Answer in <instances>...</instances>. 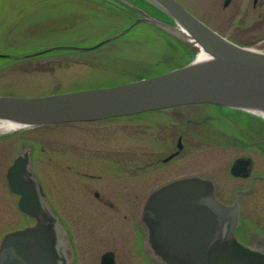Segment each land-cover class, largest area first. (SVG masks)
I'll list each match as a JSON object with an SVG mask.
<instances>
[{
	"label": "rangeland",
	"instance_id": "1",
	"mask_svg": "<svg viewBox=\"0 0 264 264\" xmlns=\"http://www.w3.org/2000/svg\"><path fill=\"white\" fill-rule=\"evenodd\" d=\"M178 1L228 39L264 49V0L256 5L253 0H232L227 6L224 0ZM121 10L101 0H0V53L8 55L0 57V95L40 96L107 86L176 67L183 55L173 52L179 49L177 41L164 42L157 29L146 25L98 47L78 49L96 45L129 24L135 15H122ZM157 42L166 46L158 47ZM50 47L61 48L35 54ZM210 112H215L211 106L200 105L0 131V238L32 221L18 209L17 195L8 190L5 179L7 167L25 147L30 148L33 171L63 229L70 264H98L115 240H127L125 251L135 264H159L150 257L145 263L142 248L134 243L147 193L169 180L195 174L211 179L218 198L230 203L233 190L245 184L229 173L234 159L250 156L254 169H262L264 158L254 146L264 141L261 116L211 121ZM179 133L184 147L164 163ZM150 162L153 165L145 167ZM142 165L148 170L147 180L141 169H133ZM138 176L147 181L146 194L126 200L133 192L122 187ZM238 198L243 223L238 235L251 246H263L264 181L256 180Z\"/></svg>",
	"mask_w": 264,
	"mask_h": 264
},
{
	"label": "water",
	"instance_id": "2",
	"mask_svg": "<svg viewBox=\"0 0 264 264\" xmlns=\"http://www.w3.org/2000/svg\"><path fill=\"white\" fill-rule=\"evenodd\" d=\"M150 1L192 36L191 46L198 52L188 63L110 86L43 96L0 95V119L19 128H30L195 103L241 110L264 108V52L231 41L177 0ZM136 10L141 11L137 7ZM143 15L115 36L141 21L168 30L177 29ZM112 38L78 49H91ZM199 52L208 55L201 62L195 59ZM4 56L0 53V57ZM249 164L250 158H237L230 172L245 176ZM5 178L8 189L18 195L19 210L32 222L1 236L0 264H70L68 242L32 169L29 149L23 148L13 159ZM250 187L234 191L231 204L220 201L212 180L202 176L181 177L152 190L139 214L146 230L149 257L159 264H264V245L251 246L237 235L240 226L237 193ZM109 257V253L104 254L102 264H113Z\"/></svg>",
	"mask_w": 264,
	"mask_h": 264
},
{
	"label": "flooded vegetation",
	"instance_id": "3",
	"mask_svg": "<svg viewBox=\"0 0 264 264\" xmlns=\"http://www.w3.org/2000/svg\"><path fill=\"white\" fill-rule=\"evenodd\" d=\"M224 1H223V5H224ZM231 1L232 0H228V3H230ZM257 2H258V0L256 2H254V0H253V5H256ZM121 9H122L121 10L122 13L125 12V11H127L125 9V7H121ZM200 105L201 106H211L212 109L215 111V112H210L212 116L209 115V118L207 117L211 121H212L213 118H216L215 120H220L222 118H226L228 116H231L228 109L223 108V107H220V106H216V105H209V104H189V105H184V106H178V107H173V108H169V109H164V110L159 111V112H165L166 113V112H169L170 109L189 108V107L200 106ZM175 140H176V142H175V147H174L173 151L170 152V154L167 157H165V158L162 159V161L164 163L165 162H169L173 158H175L176 156H178L179 153L182 151V149L184 147L183 134H181V133L177 134V137H176ZM263 143H264L263 140H259L258 143L255 144L254 146L259 149V151L262 154V157L264 158V144ZM153 163L154 162L147 163L145 167H148L149 164L153 165ZM262 165H263L261 167L262 169H260V170L254 169L253 159H252V162L250 164V168H249L248 175L247 176H242V177H237V178L242 179V181L245 182V184H244L245 186L241 184L237 188L238 189H242V190L243 189H246L248 187L250 181H251V178H252V188H253L256 180H262V181H264V163ZM145 167H144V165H142V166H136L133 169H141L144 172V175H146V173H147L148 170H144ZM144 178H146V180H147L148 179V174L146 176H144ZM130 179L132 180V182L131 183H128V184H126V185H124L122 187V189L125 192H126V188L128 190H132V192H133L131 198L125 197L126 200H139V198L143 199L144 198V195L146 194L145 192L147 190V186H145V183L147 181L145 179L143 180L142 177H139V176L138 177H130ZM141 179H142V182H141ZM133 184L135 186L133 188H130V185H133ZM147 194L145 195V197L147 196ZM94 195L96 197H98V198L100 197L99 196L100 195L99 192H96L95 191L94 192ZM100 200H102V202L104 204H107L108 203V200H104L103 198H100ZM93 203H95V202L93 201ZM109 204L111 206L112 203H109ZM134 221L137 222L136 218H135ZM99 235H101V234H99ZM124 237L128 239V236L127 235L124 236ZM133 237H134V243L136 245H139L142 248V250H143L142 252H144V253H142V257H141L142 260L145 263H148L149 258H148L147 248H146V230H145V228H143V226L141 224H137V223L135 224V229H134ZM97 238L103 239V237H97ZM126 242H127V240H125L123 242L120 241V240L119 241L115 240L114 243H112L113 246L110 249L105 250L100 255V259H99V263L98 264H102V257L106 253H109L110 254V257L109 258L111 259V261L113 262V264H135L134 263V260L133 259H130L128 257V255H127L128 253L125 251Z\"/></svg>",
	"mask_w": 264,
	"mask_h": 264
},
{
	"label": "bare ground",
	"instance_id": "4",
	"mask_svg": "<svg viewBox=\"0 0 264 264\" xmlns=\"http://www.w3.org/2000/svg\"><path fill=\"white\" fill-rule=\"evenodd\" d=\"M137 1L139 3H141L142 7L140 5H138V4H135L133 2H130V1L126 0L125 9L127 11H125L124 13L120 12V14H122V15H125L126 12H129L130 14H134L135 15V17L133 18V20H131L129 22V24H127L124 28H126L128 25H130V23H132L135 20L136 17L137 18L145 17L143 15V13H144V14L148 15L150 18L152 17L154 19L160 20V21L164 22L165 24H168L171 27H175L177 29H169L168 30L166 28H162V27H159L157 25H154V24H151V23H147V22L141 21V22H138L133 27H131L129 30L125 31L124 33L115 36L116 34H118L119 32H121L124 28L121 29L114 36H112L113 38H117V37H120L122 35H129L134 28H136V27L141 28L142 25H146V26H148L150 28L157 29L158 32H159V33H157V35H161L162 36V40L164 42H167L169 40H175V41H178L179 42V46L189 45V47L193 50V53L194 54H196V52H198V49L197 48L191 46L193 39H192V36L190 35V33L187 31V29H185L181 24H178L177 22H175L173 18H171L166 12H163L162 10H160L150 0H137ZM136 7L139 8L141 11L140 12L137 11L136 10ZM156 39H153V41L156 40ZM162 44L160 42L159 43L158 42L156 43V45L158 47L163 48L162 47ZM164 46H166V44H164ZM242 46H245V45H242ZM245 47H247V48H249L251 50L258 51V52H262V53L264 52V49L263 48H260L259 46L246 45ZM140 55H141V53L139 52L138 56H140ZM134 56H137V55L134 54ZM207 56H208L207 54H203V53L201 54V52H199L197 54V56H196L195 59L198 62H201V60H204V57H207ZM194 57L195 56H193V58ZM139 59L140 60H144V59H141V58H139ZM139 77H140V75H139ZM136 79H138L137 76L134 77L133 80H136ZM124 80L127 82V79H124ZM228 109L231 110L235 115H239V116L241 115V117L248 118V119L249 118L255 119V116H253V114H255V113L256 114H259L261 116V118H262V121H264V108H262V109L250 108V109H247V110H241V109H238V108H229L228 107ZM17 128H19V127L17 125H15V124H12L10 121L0 119V131L7 132V131H10V130H15Z\"/></svg>",
	"mask_w": 264,
	"mask_h": 264
},
{
	"label": "trees",
	"instance_id": "5",
	"mask_svg": "<svg viewBox=\"0 0 264 264\" xmlns=\"http://www.w3.org/2000/svg\"><path fill=\"white\" fill-rule=\"evenodd\" d=\"M130 2H133L135 4H138L142 7L141 3H139L137 0H128ZM178 43V46H179V42L177 41ZM162 47H164V44H162ZM180 51V53H183V55H181V57H179V59L175 62V65L176 67L178 66H182L184 64H186L191 58L192 56L194 55L193 53V50L191 48H188L187 46H179V49H175L173 52L176 53V55H178V52ZM238 115H236L237 117ZM241 118V116H240ZM243 119H245L243 117ZM242 120V119H241Z\"/></svg>",
	"mask_w": 264,
	"mask_h": 264
}]
</instances>
